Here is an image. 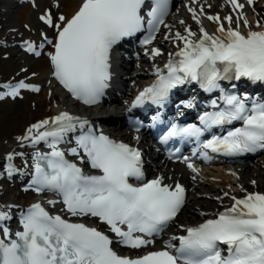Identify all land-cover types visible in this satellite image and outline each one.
<instances>
[{
    "label": "snow or ice",
    "instance_id": "obj_1",
    "mask_svg": "<svg viewBox=\"0 0 264 264\" xmlns=\"http://www.w3.org/2000/svg\"><path fill=\"white\" fill-rule=\"evenodd\" d=\"M227 2L234 12L244 8L238 0ZM253 2L247 0L249 5ZM144 4L145 0H81L70 18L59 16V23L54 21L51 12L40 16L41 21L57 30L55 51L50 54L53 75L75 99L86 105L99 101L111 75L110 51L122 38L146 30L143 45H151L156 39L168 14V2L154 0L146 14L147 20L141 14ZM188 10L201 25L200 35L185 27V34L176 32L172 36L174 41L182 42V46L177 44L178 50L168 54L163 68H155L156 80L139 92L131 107L141 106L146 101L161 104L172 89L197 81L206 91L219 89L224 107L212 100V107L218 110L200 115L199 125L173 123L161 136L162 142L176 137L195 138L200 142V137L213 126L238 121L240 126L222 136L214 135L202 143V149L228 156L264 150V102L253 101L249 107L245 102L247 95L241 98L228 94L220 85V81L226 79L264 82V30L254 31L249 27L242 32L241 20L246 27L250 22L243 11H238L236 28L231 26V15L224 17L228 21L227 28L218 14L208 16L207 19L218 25L216 32L210 34L200 20L203 5L199 14L195 8ZM25 47L28 52L40 55L34 42L25 41ZM145 52L151 58L162 55L156 47L146 48ZM0 88L6 89L0 91V99L15 98L22 89L40 90L23 80L0 85ZM77 128L80 131L75 136L76 146L68 151L81 162L87 160L98 174H86L75 161L67 159L65 151L59 147ZM17 139L31 145L44 142L50 149L46 153H34L31 186L35 191L56 192L72 216L99 218L108 225L117 241L128 248L152 245L154 241L145 236L158 234L185 204L186 189L179 182L164 183L162 176L144 181L142 153L138 148L115 141L103 132L97 133L86 119L67 111L32 124L26 135ZM201 155L209 158L207 151H202ZM7 159L11 162L13 154L9 153ZM184 162L192 172L198 173L187 157ZM7 171L11 175L16 169L9 163ZM130 178L140 183L134 185ZM232 200L231 207L215 218L186 228L185 235L173 237L179 241V246L167 243L161 249L138 256L118 254L113 240L104 232L84 223L71 222L61 215H51L37 202L22 213L21 231L12 234L7 227H0L3 237L0 238V264H264V193H247L239 199L233 196ZM8 219L9 213L0 211V222ZM221 244L227 247L226 255Z\"/></svg>",
    "mask_w": 264,
    "mask_h": 264
},
{
    "label": "bare ground",
    "instance_id": "obj_2",
    "mask_svg": "<svg viewBox=\"0 0 264 264\" xmlns=\"http://www.w3.org/2000/svg\"><path fill=\"white\" fill-rule=\"evenodd\" d=\"M223 1V0H222ZM239 3L244 4L242 10L248 21L249 25L246 27L243 21L240 22V30L246 32L249 30L259 31L264 30L263 20L259 17V11L256 9L258 15L256 18L250 16V6L247 0H238ZM80 3V0H26L17 6V2L14 0H0V85L6 83H16L23 80L25 83L31 85H37L39 91H32L31 89H22L20 95L13 98L10 96H5L0 99V129L3 134L0 137V169L9 163L15 164L19 171L23 174L32 172L30 168V157L36 153L40 148L39 145H31L28 142H21L17 137H22L26 135V130L34 123L41 120L51 118L62 111H67L74 116H81L72 102H68L62 95L61 91L54 84V81L50 78V61L47 57V52L51 49V41L55 33V28L46 25L40 20V16L45 12H51L54 21L59 23V16L64 15L69 17L76 7ZM185 5L179 9V13L175 18L169 21V24L165 26L162 31L163 34L159 35L155 39L156 48H159L162 55L150 58V55L141 53V62H148L152 60V63L162 64L166 56V52L169 48L174 49L178 41H174L172 36L176 32L185 34L184 27L188 26L193 32L200 34V24L190 18L187 21L181 23L182 20L179 18H184L180 13L188 11L191 5H194L197 13L200 8L198 4L193 2V0H185ZM254 6V5H253ZM220 9L217 11L210 10L207 16L215 15H225L228 14L232 16L233 19H237V12H230L232 6L227 2L223 1L219 5ZM255 7V6H254ZM203 27L206 31H214L218 27L217 23L214 21H207V17L200 18ZM220 22L223 23L220 18ZM227 28L228 22L224 24ZM233 28L237 26L235 24L231 25ZM192 27V28H191ZM169 37L165 39V37ZM47 37V40H45ZM18 39L23 43L25 40L35 41L37 43V50L40 52L38 57H32L19 49L17 45ZM43 44V47L39 45ZM150 50V49H149ZM125 65L129 66L123 73L124 80V90L120 93V98H125L126 93L131 89L128 87L130 81H139L140 79L148 77L149 70L147 68H138L132 66L131 61H124ZM127 75V77H126ZM6 89L0 88V91H5ZM115 107L114 109H102L104 113L105 121L113 122V125L122 123V119L125 114L126 107H120L121 101L118 96H114ZM7 103L10 108L2 107L1 104ZM103 117V116H101ZM123 131L120 129L112 130L114 135L122 136ZM44 143V142H41ZM13 154V159L11 162L8 161V154ZM23 153V155H18ZM264 158V156H263ZM261 164V166H260ZM257 168H247L244 166H239V170L236 171L237 166L234 171L238 172L237 175L226 174V171L222 169L221 166L211 167L205 171H200V174L193 179V174H186L181 163L174 164L171 168L170 165H165L164 162L161 166H158L155 174L158 172L162 173L166 178V181L170 180V176L167 175L173 169L175 172L181 174V180L186 183L189 187V192L187 194L188 200L185 204L183 210L179 213L178 222L184 224L186 221H200L205 218L203 213L207 211H213L218 208L220 199L216 200L217 197H221L224 193H229L233 187L241 189L250 188H263L264 187V161H261ZM2 171L0 170V174ZM174 175V172H173ZM175 175L173 178L175 179ZM255 181V183H253ZM7 197L5 198V190L0 187V211L10 212L11 210H19L32 202L31 200H26L19 197L15 189L9 190ZM227 199L221 198V202H225ZM176 230V228H175ZM180 232V231H175Z\"/></svg>",
    "mask_w": 264,
    "mask_h": 264
},
{
    "label": "rangeland",
    "instance_id": "obj_3",
    "mask_svg": "<svg viewBox=\"0 0 264 264\" xmlns=\"http://www.w3.org/2000/svg\"><path fill=\"white\" fill-rule=\"evenodd\" d=\"M255 6L256 5H258V6H260V8H259V11H260V16L259 17H261L260 19L261 20H264V0H259L258 2H256L255 4H254ZM250 7V11H249V14H250V16H252V17H254L255 18V16H256V12H255V10H254V6H252V5H249ZM236 22V21H235ZM2 105V107L4 106L5 108H10V105H8L7 103H3V104H1ZM2 134H3V132H2V130L0 129V137L2 136ZM0 140H1V138H0ZM260 166H261V164H260ZM259 167V166H258ZM3 169V168H2ZM4 179L2 178V176H0V186L3 188V190H6V194L8 193V191L9 190H13L14 188H13V186H12V184H13V182L12 181H10V180H7V182H8V185H6L5 184V182L3 181ZM8 194H10V193H8ZM6 196V195H5Z\"/></svg>",
    "mask_w": 264,
    "mask_h": 264
}]
</instances>
